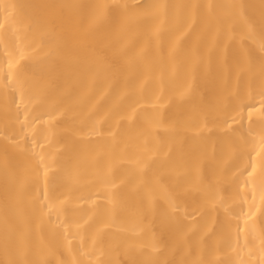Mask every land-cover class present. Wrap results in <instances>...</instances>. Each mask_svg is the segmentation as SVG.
Listing matches in <instances>:
<instances>
[{
	"label": "bare ground",
	"instance_id": "obj_1",
	"mask_svg": "<svg viewBox=\"0 0 264 264\" xmlns=\"http://www.w3.org/2000/svg\"><path fill=\"white\" fill-rule=\"evenodd\" d=\"M0 264H264V0H0Z\"/></svg>",
	"mask_w": 264,
	"mask_h": 264
}]
</instances>
